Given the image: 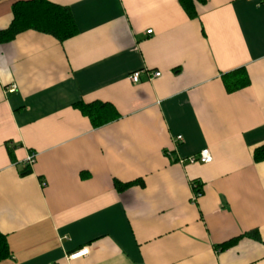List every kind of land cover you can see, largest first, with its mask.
Returning <instances> with one entry per match:
<instances>
[{
    "label": "crops",
    "instance_id": "crops-1",
    "mask_svg": "<svg viewBox=\"0 0 264 264\" xmlns=\"http://www.w3.org/2000/svg\"><path fill=\"white\" fill-rule=\"evenodd\" d=\"M24 1L0 0V32ZM47 1L75 37L0 43V264H264V0H204L196 19L177 0ZM95 102L116 116L96 129L74 107Z\"/></svg>",
    "mask_w": 264,
    "mask_h": 264
},
{
    "label": "trees",
    "instance_id": "trees-1",
    "mask_svg": "<svg viewBox=\"0 0 264 264\" xmlns=\"http://www.w3.org/2000/svg\"><path fill=\"white\" fill-rule=\"evenodd\" d=\"M178 4L190 19H196L197 5L203 4L204 0H177ZM25 31H35L49 35L58 42L75 37L78 30L70 10L47 0H31L17 2L12 7V19L7 29L0 32V43L11 41L16 35ZM222 81L228 93L238 91L248 85L246 73L240 69L232 73L222 75ZM84 117L88 118L91 126L96 129L109 121L115 119L114 109L109 104L95 102L91 104H76L74 106ZM253 159L255 162L264 160V148L254 151ZM29 174L23 171L22 176ZM198 184V183H197ZM130 184L121 185L114 183V187L121 192ZM198 186H200L198 184ZM232 245L228 242L220 246L225 250ZM10 255L6 237L0 233V262L6 260Z\"/></svg>",
    "mask_w": 264,
    "mask_h": 264
},
{
    "label": "built area",
    "instance_id": "built-area-1",
    "mask_svg": "<svg viewBox=\"0 0 264 264\" xmlns=\"http://www.w3.org/2000/svg\"><path fill=\"white\" fill-rule=\"evenodd\" d=\"M248 1H253V0H248ZM147 34H150V31L146 32ZM140 73L141 72H134L131 74V76L129 77L130 81L134 84L138 83L140 80ZM148 78V80H152L155 78H159L160 77V73L159 72H151V71H145L144 72ZM14 91V87H12L10 89V92ZM176 141L181 142L182 138L180 136H178L176 138ZM34 162V156L30 155L27 158V164L28 165H32ZM177 162L179 164H183L184 162H187L188 164H195V163H199V164H208L211 162V155L209 153L208 150H202L199 154H197L196 156L187 158V159H177ZM190 189H191V198H190V202L191 204H196L197 200L201 197L202 195V191H201V187L198 186L197 182H191L190 183ZM88 248H83L81 250H79L78 252L73 253L72 255L69 256L70 259H77L80 257H85L88 255Z\"/></svg>",
    "mask_w": 264,
    "mask_h": 264
}]
</instances>
